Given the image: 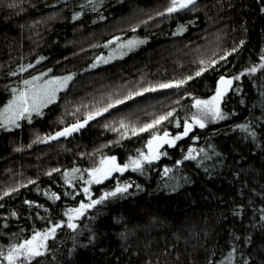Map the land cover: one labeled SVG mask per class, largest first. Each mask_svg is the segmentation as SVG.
<instances>
[{"label":"trees","instance_id":"obj_1","mask_svg":"<svg viewBox=\"0 0 264 264\" xmlns=\"http://www.w3.org/2000/svg\"><path fill=\"white\" fill-rule=\"evenodd\" d=\"M169 5L0 0V109L15 83L35 73L72 77L39 115L0 129V248L66 225L68 208L89 203L84 187L95 200L129 184L87 210L76 231L57 229L40 264H227L229 253L231 264H264V0H197L167 14ZM201 60L207 71L197 77ZM189 76L181 88L135 95ZM221 76L233 80L220 104L226 119L195 128L140 171L112 175L117 182L85 184L84 170L102 158L122 166L145 153L152 135L180 134L194 101L212 97ZM117 100L124 103L49 139ZM190 148L195 159L186 160Z\"/></svg>","mask_w":264,"mask_h":264},{"label":"snow or ice","instance_id":"obj_2","mask_svg":"<svg viewBox=\"0 0 264 264\" xmlns=\"http://www.w3.org/2000/svg\"><path fill=\"white\" fill-rule=\"evenodd\" d=\"M197 3V0H170V5L167 8V14H172L174 12H178L184 9H191L193 5ZM264 11V9H262ZM162 15L164 13H161ZM135 31V29H133ZM142 42V41H141ZM134 42L129 41L128 44L132 45ZM243 44V41H241ZM235 51V49L233 50ZM227 55H231V53H227L225 56H222L221 60H226ZM264 60V56L261 57ZM218 61H212L211 64L214 66ZM200 64L202 67L199 71L195 73V76H200L204 71H207V67L205 65V61L201 60ZM260 68L264 69V63L259 65ZM26 69H21V71H25ZM250 73H256L257 67H251L248 69ZM244 73H241L243 75ZM194 77L189 76L184 80H178L174 82L161 83L156 86L144 88L142 91L135 93V95H142L143 92L156 91L157 89H168V88H181L184 84L188 82V80L193 79ZM72 77H64L63 80H49L44 84H36L35 81L40 80V77H33L32 80H25L24 85L26 86L23 90L17 91V89H12L14 95L12 99L8 102V104L4 107L3 111L0 112V125L6 126L7 123H11L16 125V122L19 119L24 118L25 116L31 117V114L35 112L37 115L40 114V110L42 107L46 106L49 103L54 102L55 100V92L59 90V88H63ZM234 79L239 80L240 76L234 77ZM232 79H226L224 76L220 77V80L217 84L215 94L210 99H196L192 104V107L197 109L196 113H193L190 122L189 120H185L183 124V132L179 135H176L169 139V133L165 131L162 136L152 135L151 139L147 142L148 152H141L138 158H130L129 163H125L122 166L117 164L115 157H104L100 160L99 165L90 169H85L84 171L88 174V179L85 180V184H100L104 180L109 179L113 173L119 172L123 173L128 170L130 167L133 171L140 170L143 164H151L154 160L159 159L160 148L163 147L164 144H167L169 147H173L176 144V141L187 137L189 132L193 129L194 126H198L199 128H204L205 120L208 117H211L212 121L215 122L217 120L226 119L227 117L221 112L220 104L226 95L228 88L232 85ZM52 85H59V88H53ZM128 99H132V94L129 93ZM124 100H117L114 103L108 105L104 109L97 111L95 113H91L88 115L87 119H85L82 123L77 122L73 124L71 127L65 128L63 131L57 132L54 136L49 137V139L55 140L61 136L67 137L73 132L78 131L80 128H83L89 120H93L98 115H103L104 112L108 111V108L115 107L116 104H122ZM170 116H172V112L167 113L166 115L160 116L158 119L154 120L152 123L144 124L139 129L133 128L132 135H137L141 132H146L149 129L155 128L157 125L161 124L163 121L167 120ZM29 122H31L29 120ZM180 125L177 124V127ZM125 125L121 123V128H124ZM243 131L249 132L250 135L255 136L254 132H251L250 129L246 125L239 126ZM195 151L194 149H189V154L185 156V159H195L191 153ZM203 151V150H201ZM179 163V162H178ZM53 171H58V169H54ZM74 172L79 171V169H73ZM169 169H165V173H167ZM51 175V173H49ZM65 182L69 187L72 186L71 180L68 179L69 174L66 172ZM31 183V181H30ZM131 185H117L114 191L105 192L103 195L99 197V199H91L90 190L88 187H84L82 189L85 197L89 200V203L81 202L78 207L68 208L64 215L66 216V225L62 222H55L51 227L46 228L43 232L36 231L30 238H26L19 243H13L7 247L0 248V264H33L36 261V264H40L38 258L45 256L49 245L47 241L49 239L55 238L57 229L66 226L68 229L72 231H76L77 224L74 222L79 220L87 210L96 205L102 203L110 196H115L117 193L126 192L128 187ZM15 191V189H13ZM10 193L5 192L4 196H8ZM2 198V197H0ZM55 199H60L59 196H56ZM27 203V202H26ZM15 216V213H12ZM264 219V216L261 217ZM227 264H231V253H229V257L227 260ZM247 264V262H245Z\"/></svg>","mask_w":264,"mask_h":264},{"label":"rangeland","instance_id":"obj_3","mask_svg":"<svg viewBox=\"0 0 264 264\" xmlns=\"http://www.w3.org/2000/svg\"><path fill=\"white\" fill-rule=\"evenodd\" d=\"M38 73H35V74H33V75H31V76H29V77H27V78H24V79H22V80H20V81H18V82H16L15 83V85L13 86V88H11V94H10V98H9V100H8V102L12 99V97H13V95H14V93H13V91H12V89H17V91H19V90H23L26 86L24 85V81L25 80H32V78L33 77H40V80H38V81H35V83L36 84H44L45 82H47V81H49V80H63V78L64 77H51V76H49V72H45L44 74H40V75H37ZM67 85V84H66ZM66 85L63 87V88H59V85H52V87L53 88H59V90H57L56 92H55V98L57 97V95H58V92L60 91V90H63L65 87H66ZM211 98V97H210ZM210 98H208V99H210ZM8 102H6V104L5 105H3V107L0 109V112H2L3 111V109H4V107L8 104ZM48 105V104H47ZM46 105V106H47ZM45 107V106H44ZM44 107H42L41 108V110L44 108ZM195 109V108H194ZM197 112V109H195V113ZM34 114H36L35 112H33L31 115H34ZM25 118H27L26 116H25ZM91 120H89L88 122H90ZM218 121V120H217ZM217 121H215V122H217ZM190 122V121H189ZM206 122H212V123H214L213 121H212V119H211V117H208V118H206V120H205V123ZM11 125H13V124H11V123H7L6 124V126H4V125H0V129H3V128H9ZM71 127V126H70ZM198 126H194L193 127V129L189 132V134H188V136L189 135H191L192 134V132H193V130L195 129V128H197ZM63 131V130H62ZM182 132H183V129H182ZM181 132V133H182ZM180 133V134H181ZM72 134V133H71ZM163 134H161V135H157V136H162ZM179 135V134H178ZM69 136V135H68ZM61 137H64V136H61ZM172 137H174V136H171L170 134H169V139H171ZM60 138V137H59ZM184 138H186V137H184ZM183 138V139H184ZM182 140V139H181ZM179 141V140H178ZM177 142V141H176ZM166 146H168L167 144H164L163 145V147H161L160 148V155H159V158L162 156V150L166 147ZM148 152V148H147V146L145 147V153H147ZM158 160V159H157ZM157 160H154V161H157ZM144 165V164H143ZM143 167V166H142ZM141 170V169H140ZM140 170H136V171H140ZM115 174H122V173H119V172H115V173H113L112 175H115ZM110 178H112L113 180H114V182H117L118 181V178L116 177V176H111ZM107 180V179H106ZM106 180H104L102 183H104ZM101 184V183H100ZM115 188H116V185H115ZM115 189H113L112 191H114ZM77 221V220H76ZM76 221H74V222H76ZM7 249V248H6Z\"/></svg>","mask_w":264,"mask_h":264},{"label":"water","instance_id":"obj_4","mask_svg":"<svg viewBox=\"0 0 264 264\" xmlns=\"http://www.w3.org/2000/svg\"><path fill=\"white\" fill-rule=\"evenodd\" d=\"M226 79H230V78H226ZM233 88V83H232V85L228 88V91L227 92H229L231 89ZM126 171H124L123 173H125ZM122 173V174H123Z\"/></svg>","mask_w":264,"mask_h":264}]
</instances>
